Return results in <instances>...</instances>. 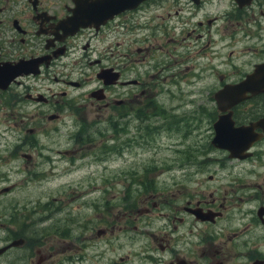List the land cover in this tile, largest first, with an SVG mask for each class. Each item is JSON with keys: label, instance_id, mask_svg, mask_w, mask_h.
<instances>
[{"label": "flooded vegetation", "instance_id": "af4514ba", "mask_svg": "<svg viewBox=\"0 0 264 264\" xmlns=\"http://www.w3.org/2000/svg\"><path fill=\"white\" fill-rule=\"evenodd\" d=\"M112 1L0 0V114L14 138L6 157L25 161L18 170L31 181L34 175L57 174L60 161L71 172L80 159L102 163L109 154L123 157L139 143L149 145L156 125L145 122L165 109L157 104L164 86L172 78L175 84L186 79L199 63L193 58L200 60L215 47L209 66L199 63L194 72L199 80L205 73L216 80L206 91L209 102L197 106L198 124L208 123L205 145L189 163L165 171L185 176L195 165L193 174L212 172L213 166L220 172L224 154L233 164L220 194L206 199L203 190L192 191L180 180L159 192L150 178L155 169L143 166L130 172L139 184L130 185L138 200L116 204L117 211L100 207L78 234L73 218L56 217L50 206L30 221L14 196L4 204L2 246L8 248L0 259L7 257L6 264H264V123L257 125L264 120V91L226 110L216 98L227 84L264 65V0H142L121 10ZM76 13L90 15L88 25L77 28ZM243 56L245 61H237ZM224 114L235 127L253 126L254 141L243 157H231L213 143L215 123ZM132 128L145 129L147 136L140 138ZM237 162L248 168L236 170ZM26 188L14 183L0 192ZM118 210L145 213L147 219L133 222L129 215H114ZM150 220L159 230L150 231L152 236L145 228ZM124 238L130 248L117 255L127 245Z\"/></svg>", "mask_w": 264, "mask_h": 264}, {"label": "rangeland", "instance_id": "374dc122", "mask_svg": "<svg viewBox=\"0 0 264 264\" xmlns=\"http://www.w3.org/2000/svg\"><path fill=\"white\" fill-rule=\"evenodd\" d=\"M215 47L211 50H207V55L198 60L194 57L193 60L203 63L206 67L213 61L212 55ZM192 53L194 48L190 49ZM247 59L246 56L237 58V61L243 62ZM215 61V60H214ZM199 63L194 65V72L198 71ZM76 68L78 66L76 65ZM189 70V69H188ZM192 70L188 72L186 79H177V84L173 83V78L167 82L164 86L165 92L157 99L158 105H164L165 109L157 113V116L151 120H146L145 124L149 126H155L156 130L148 138L149 145L139 143L131 151L125 152L123 157H119L117 154L108 155L110 159L102 163H92L87 165L80 159L76 162V166L71 172H67L65 166L68 165L65 161L57 163V167L54 171L57 174L50 175L47 172L46 175L36 176L31 181H25L26 173L19 172L18 166L25 164V161H15L7 156V148L12 143L13 139L9 132L6 131V126L0 114V169L2 171V178L0 179V189L8 184L28 185L29 188L19 190L17 192L9 193V195L0 192V246L4 244V236L7 232V228L4 224V204H10L14 196H16L20 202V208L26 206V210L30 213V221L38 220L47 211V206L51 209H57L55 216L58 218L71 216L73 218L74 232L78 234L83 231V225L87 216L94 217V213L97 209L116 208L118 205L124 203L127 206L132 200H138V191L132 187L134 179L131 177L130 172L143 166H151L155 169V174L150 178L156 183L157 191L164 190L170 182L173 180L183 181L185 186L192 189V191H202L206 195V199H210V195L219 193V188L222 185L224 177L229 173V167L231 168L233 162L229 161V158L224 157L223 162L225 167L219 168L213 166L212 172L204 174H193L196 168L195 165L188 167V174L182 176L179 173L167 172L166 168L171 167L177 169V167L184 162L189 163L190 159L195 158L197 148H201L205 143V128L207 122L202 121L198 124V108L201 104H206L210 100V96L207 94L215 83V78L207 76L202 80H199ZM197 73V72H196ZM168 86L170 92H168ZM94 118V114L91 115ZM170 126V127H169ZM132 128L130 130H135ZM139 131V132H138ZM133 134L142 138V135L147 136L145 129L135 130ZM139 142H142L140 139ZM11 161V164L7 163ZM39 163H42L39 161ZM212 163V162H208ZM11 165H14V170L11 171ZM45 170H50L47 163L43 164ZM167 168V169H168ZM236 170L247 169V163H238L234 167ZM185 172V171H184ZM183 172V173H184ZM221 173L218 180H215ZM177 174V175H176ZM212 174L213 180L209 178ZM185 180V181H184ZM147 184V183H146ZM213 184H215L213 186ZM131 185V187H130ZM92 186V187H91ZM96 186V188H94ZM133 187H139L137 182H133ZM160 187V188H159ZM130 188V189H129ZM187 188V189H188ZM161 192V191H159ZM220 194V193H219ZM129 195V196H128ZM16 202V204H17ZM106 204V205H105ZM144 203H141L143 206ZM139 204L132 206V208L138 207ZM140 206V207H141ZM131 208V207H128ZM119 211V210H118ZM16 209L12 210L15 215ZM60 212V213H59ZM114 215H119L126 218L129 215V219L133 222L139 221V219L146 220L145 213L132 214L116 212ZM131 215V216H130ZM55 223L56 219L54 218ZM152 224L146 225V230L152 234L156 231L159 232L156 226L155 220H150ZM8 222V221H6ZM48 224V223H47ZM47 224L39 226L41 231ZM142 225L139 224V227ZM150 231H154L153 233ZM117 237L120 233L115 234ZM148 235V234H147ZM146 236V235H145ZM143 240L147 244L148 241ZM127 244L123 251H118L117 255L126 252L130 248V244ZM141 243H135V248H140ZM114 255L109 254V259ZM7 257L3 256L0 259V264H6ZM133 264H137L134 262Z\"/></svg>", "mask_w": 264, "mask_h": 264}, {"label": "water", "instance_id": "95a60500", "mask_svg": "<svg viewBox=\"0 0 264 264\" xmlns=\"http://www.w3.org/2000/svg\"><path fill=\"white\" fill-rule=\"evenodd\" d=\"M140 1L142 0H113L110 3H113L116 9L118 8L121 10ZM112 9L115 10L113 7ZM90 18L91 16L85 13H76L73 17L77 28L88 25L87 20ZM263 75L264 65H260L256 68L254 73L248 75L243 81L234 85L227 84L222 90L217 92L216 98L218 103L226 107L223 108V110H226L230 105L237 104L247 99L250 95L257 93L258 91H264V79L261 78ZM249 92L251 94L248 95ZM262 123H264V120L258 122L257 125L261 126ZM215 129L216 134L213 143L218 147L229 150L231 157H243L242 151H245L248 148V145L254 141H251L249 132L253 129L252 125L235 127L231 117L225 114L221 115L219 120L215 123ZM16 243L18 242L15 241L13 245ZM7 248L8 246L0 247V255L3 254Z\"/></svg>", "mask_w": 264, "mask_h": 264}, {"label": "trees", "instance_id": "16d2710c", "mask_svg": "<svg viewBox=\"0 0 264 264\" xmlns=\"http://www.w3.org/2000/svg\"><path fill=\"white\" fill-rule=\"evenodd\" d=\"M170 127V126H169Z\"/></svg>", "mask_w": 264, "mask_h": 264}]
</instances>
